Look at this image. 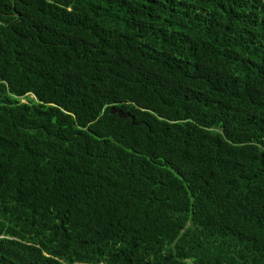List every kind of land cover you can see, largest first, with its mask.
<instances>
[{
    "label": "trees",
    "instance_id": "obj_1",
    "mask_svg": "<svg viewBox=\"0 0 264 264\" xmlns=\"http://www.w3.org/2000/svg\"><path fill=\"white\" fill-rule=\"evenodd\" d=\"M0 264H264V0H0Z\"/></svg>",
    "mask_w": 264,
    "mask_h": 264
},
{
    "label": "water",
    "instance_id": "obj_2",
    "mask_svg": "<svg viewBox=\"0 0 264 264\" xmlns=\"http://www.w3.org/2000/svg\"><path fill=\"white\" fill-rule=\"evenodd\" d=\"M110 113L117 114L118 117L122 119L130 118L132 120V123L134 121V118L129 113H124L122 110L115 109L114 107H111Z\"/></svg>",
    "mask_w": 264,
    "mask_h": 264
},
{
    "label": "rangeland",
    "instance_id": "obj_3",
    "mask_svg": "<svg viewBox=\"0 0 264 264\" xmlns=\"http://www.w3.org/2000/svg\"><path fill=\"white\" fill-rule=\"evenodd\" d=\"M22 102H26L25 100H22Z\"/></svg>",
    "mask_w": 264,
    "mask_h": 264
}]
</instances>
